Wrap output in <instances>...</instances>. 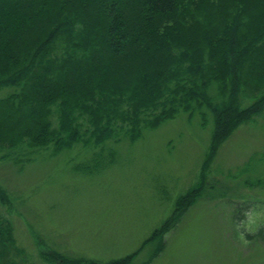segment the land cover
Segmentation results:
<instances>
[{
    "label": "trees",
    "instance_id": "trees-1",
    "mask_svg": "<svg viewBox=\"0 0 264 264\" xmlns=\"http://www.w3.org/2000/svg\"><path fill=\"white\" fill-rule=\"evenodd\" d=\"M0 88H11L0 96V159L20 162L33 149L58 154L120 134L134 139L182 109L189 118L198 112L203 125L206 111L212 115L204 172L237 127L264 115V0H0ZM260 161L264 149L238 174ZM207 183L203 175L181 195L135 252L107 263H60L134 264L155 244L147 264L168 229L211 194ZM0 203L11 204L1 184ZM11 232L0 217V237L8 241Z\"/></svg>",
    "mask_w": 264,
    "mask_h": 264
},
{
    "label": "rangeland",
    "instance_id": "rangeland-1",
    "mask_svg": "<svg viewBox=\"0 0 264 264\" xmlns=\"http://www.w3.org/2000/svg\"><path fill=\"white\" fill-rule=\"evenodd\" d=\"M9 91L0 88V96ZM206 113L205 125L198 112L189 118L180 109L134 139L120 134L58 154L52 146L26 150L20 162L0 159V184L11 197L9 206L0 203V217L12 224L10 240L0 237V264L120 259L166 223L203 175L211 194L168 229L162 251L147 264H264V161L238 174L264 149V115L237 127L203 172L213 127ZM81 162L91 170H75ZM154 247H143L133 263L146 261Z\"/></svg>",
    "mask_w": 264,
    "mask_h": 264
}]
</instances>
